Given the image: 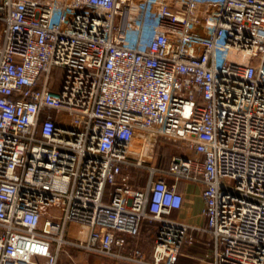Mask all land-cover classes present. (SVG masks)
<instances>
[{"label": "built area", "instance_id": "1", "mask_svg": "<svg viewBox=\"0 0 264 264\" xmlns=\"http://www.w3.org/2000/svg\"><path fill=\"white\" fill-rule=\"evenodd\" d=\"M204 235L207 264H264V0H0V264H177Z\"/></svg>", "mask_w": 264, "mask_h": 264}, {"label": "rangeland", "instance_id": "2", "mask_svg": "<svg viewBox=\"0 0 264 264\" xmlns=\"http://www.w3.org/2000/svg\"><path fill=\"white\" fill-rule=\"evenodd\" d=\"M55 72L57 73L58 69H56ZM184 148L185 147L181 142L173 141L170 139H161L156 147L154 164L161 168L166 167L171 156L186 151ZM128 175V181L131 186L142 187L145 184L147 178V172L145 171V169H130ZM109 189L111 190V186L107 185L105 200L109 199ZM153 233V224H150L147 221H143L140 235L134 241V243L144 250L151 249ZM73 262H75L76 264H116V262L110 258L86 253L74 248L67 249L66 252L61 254L58 259V264H73Z\"/></svg>", "mask_w": 264, "mask_h": 264}, {"label": "crops", "instance_id": "3", "mask_svg": "<svg viewBox=\"0 0 264 264\" xmlns=\"http://www.w3.org/2000/svg\"><path fill=\"white\" fill-rule=\"evenodd\" d=\"M167 180L169 183L175 182L176 189L183 195L182 206L180 209L173 211V216L191 224H203L202 208L204 200L201 195L202 185L187 180L174 181L172 177H168ZM145 251L149 252L150 249ZM208 252V236L204 235L201 241L184 248L177 264H207L204 260L207 258ZM203 258L204 260H202Z\"/></svg>", "mask_w": 264, "mask_h": 264}]
</instances>
